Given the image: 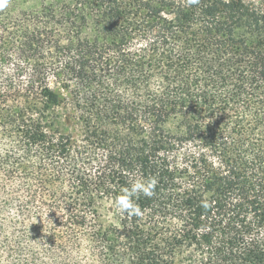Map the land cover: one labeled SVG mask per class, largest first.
Segmentation results:
<instances>
[{
	"label": "trees",
	"instance_id": "trees-1",
	"mask_svg": "<svg viewBox=\"0 0 264 264\" xmlns=\"http://www.w3.org/2000/svg\"><path fill=\"white\" fill-rule=\"evenodd\" d=\"M0 264H264V0H9Z\"/></svg>",
	"mask_w": 264,
	"mask_h": 264
},
{
	"label": "clouds",
	"instance_id": "clouds-1",
	"mask_svg": "<svg viewBox=\"0 0 264 264\" xmlns=\"http://www.w3.org/2000/svg\"><path fill=\"white\" fill-rule=\"evenodd\" d=\"M189 5L199 3V0H187ZM9 0H0V10L8 6ZM158 180L155 177L145 178L140 175L132 179L130 186L124 187L121 194L113 200V206L118 210L120 215L141 216L142 210L136 202L141 195L152 197L155 194ZM207 206V205H205Z\"/></svg>",
	"mask_w": 264,
	"mask_h": 264
}]
</instances>
